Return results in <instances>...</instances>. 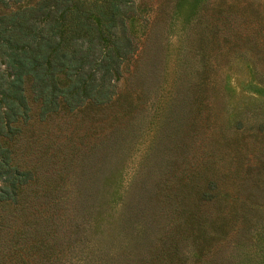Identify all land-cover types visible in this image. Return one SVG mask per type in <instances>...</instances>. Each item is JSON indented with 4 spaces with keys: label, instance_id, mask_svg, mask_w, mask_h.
<instances>
[{
    "label": "trees",
    "instance_id": "1",
    "mask_svg": "<svg viewBox=\"0 0 264 264\" xmlns=\"http://www.w3.org/2000/svg\"><path fill=\"white\" fill-rule=\"evenodd\" d=\"M141 20L134 0H0V264H264L262 190L245 184L259 164L232 153L241 184L201 185L171 103L126 177L125 127L90 142L49 126L111 103ZM236 113L234 151L264 125Z\"/></svg>",
    "mask_w": 264,
    "mask_h": 264
},
{
    "label": "rangeland",
    "instance_id": "2",
    "mask_svg": "<svg viewBox=\"0 0 264 264\" xmlns=\"http://www.w3.org/2000/svg\"><path fill=\"white\" fill-rule=\"evenodd\" d=\"M134 1L142 16L136 49L122 67L111 103L96 112L82 109L56 117L49 126L90 142L111 126L125 127L134 134L123 165L126 177L171 103L186 125L183 139L191 142L183 170L196 174L201 185L218 170L215 185L231 190L241 180L230 172L228 157L245 153L244 164H259L261 170L245 184L264 192V125L247 148L234 151L227 145L242 130L230 126L228 115L247 111L253 115L249 123L264 122V88L246 81L264 80V0ZM262 192L253 199L264 202Z\"/></svg>",
    "mask_w": 264,
    "mask_h": 264
}]
</instances>
